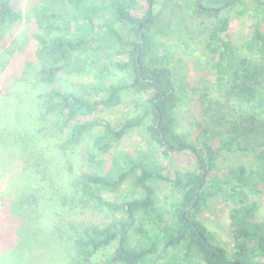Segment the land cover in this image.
Here are the masks:
<instances>
[{"label":"trees","instance_id":"trees-1","mask_svg":"<svg viewBox=\"0 0 264 264\" xmlns=\"http://www.w3.org/2000/svg\"><path fill=\"white\" fill-rule=\"evenodd\" d=\"M177 1L29 0L21 11L19 0H0V158L16 173L0 196V264H264V220L254 222L243 191L264 180V1L254 0L245 55L226 34L227 13L242 0H191L193 15L210 21L201 34L209 59L200 63L209 85L195 89L198 116L182 131L175 114L185 87L148 38L167 45L165 30L175 24L163 12L176 3L171 15L178 14ZM157 4L162 10L153 12ZM23 21L35 34L7 47L5 28ZM12 51L20 59L15 74L6 72ZM88 67L95 78L115 71L127 79L103 89L106 100L94 84L69 82ZM125 92L144 98V108L114 123L98 117ZM139 129L145 149L115 152ZM86 140L85 160L99 163L80 174L69 145ZM232 151L252 155L253 169L216 174L217 158ZM157 155H184L187 167L165 166ZM217 198L237 205L228 214L231 253L213 244L197 217ZM102 211L113 220L100 224L94 215Z\"/></svg>","mask_w":264,"mask_h":264},{"label":"rangeland","instance_id":"rangeland-1","mask_svg":"<svg viewBox=\"0 0 264 264\" xmlns=\"http://www.w3.org/2000/svg\"><path fill=\"white\" fill-rule=\"evenodd\" d=\"M264 1V0H263ZM29 0H19V8L21 11H24ZM161 3V2H160ZM186 3V4H185ZM191 0H182L177 1L179 4V13L171 15V11L174 6L170 3L167 6V9L163 12L167 16H171L174 19L175 28L165 30L164 37L168 41L167 45L161 46V44H157L156 35H149V41L153 43L159 52L165 54L169 57V68L172 72L173 79L175 83L182 84L185 88L179 89V92L182 94V98L185 100L182 101L181 107L177 108L176 111V119L178 122V129L184 130L188 128L189 125V116H198L197 105L192 103L191 96L193 95L195 89L200 84L209 85L204 81L206 77L209 75L201 74V65L200 63H206L208 61V55L205 53L204 49H202L203 36L202 33H206V31L210 27V21L205 18L196 17L191 12ZM205 5L215 6L214 3H204ZM219 3L217 4V6ZM256 6V2L254 0H242L240 5H237L232 11L227 13V16L230 18V22L228 24V29L226 30V34L230 36L232 39V45L239 46L238 51L240 50L241 54H248L249 52L245 47H242L243 43L246 39L251 35V26L255 20L253 16V10ZM161 5H153L151 10L153 12L157 10H162ZM165 17V16H164ZM163 19L166 22V17ZM184 29L189 30V33L186 35L179 36L178 30L173 29ZM34 35L35 28L31 24H25L23 21L19 25L7 26L4 30V37L2 41L7 40V47L15 49V45L13 40H18L22 42L26 35ZM183 36V38H182ZM181 39L184 42H189L190 47L184 45L181 42ZM14 44V45H13ZM2 51H0L1 54ZM14 51H12V55L9 59L6 60V64H8L6 68V72L10 74H15L17 71L19 73V64L20 59L17 60ZM1 58V56H0ZM4 58V57H3ZM11 66V67H10ZM86 72L83 74H77L72 78H69V82L79 85L85 84V82L94 84L98 91H100L98 96L104 97L106 100L108 99L106 94H104L103 89L108 86H117L122 82L126 81V76L120 75L115 71L112 73H102L99 77H94L95 70L93 68L88 67ZM3 73L0 75V80L3 81ZM187 98L185 99V97ZM144 100V98H143ZM143 100H139L132 92H125L121 95V102L117 105L104 107L99 113L98 117L108 120L111 122H118L122 119L132 116L134 113L139 112L144 108ZM141 103H140V102ZM107 105V104H106ZM2 102L0 101V122L1 119L4 118L2 115ZM145 136V132L143 129H139L131 132V134L127 135L123 138L119 143L115 145V152H127L131 154L138 153L140 150L145 149V144L140 143V139ZM89 139V138H88ZM88 140L82 142L79 145L70 146L71 150L70 156L71 159L74 160L77 170L80 174H88L94 173L97 171L98 163L87 162L85 160V154L88 149ZM147 148V147H146ZM155 150L154 147L148 146V152L153 153ZM1 153V152H0ZM157 155L158 162L163 165H173L177 168L187 167L186 165V157L184 155L173 157L174 161L159 159ZM253 156L250 154L239 153L237 151L232 152H223L219 158L216 160V166L218 167L216 170V174L223 175L229 172L231 169H237L239 166H244L248 169H253ZM103 166L109 168L110 160H104ZM12 171V170H10ZM16 177V173L14 170L9 172V167L6 165V162L3 158H0V196L7 189L11 188V184ZM256 187H254V192H250L248 190L243 189L245 192V202L249 205H252L253 209V219L254 222H261L264 220V180L262 178H256ZM157 194L161 197H165V201L167 204L175 202L174 195H170L167 193V190L164 188H158ZM170 195V196H169ZM168 196V197H167ZM111 198V197H109ZM164 205V204H163ZM237 206L233 201L226 202L221 198L211 199L207 202L205 208L199 213L197 216L199 221L206 227L207 231L213 237V244L221 246L226 249L228 252H232L231 249V241L229 238V211L232 207ZM165 207V206H164ZM94 217L101 224L109 223L113 220V217L107 215L105 211L102 213L95 214ZM45 223H48L51 220L44 219ZM155 259H147L146 264H158V261L154 263ZM160 261V260H159Z\"/></svg>","mask_w":264,"mask_h":264}]
</instances>
